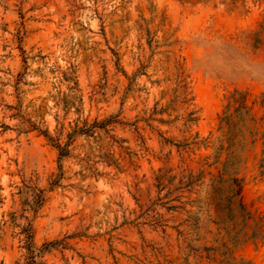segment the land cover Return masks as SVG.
<instances>
[{
    "label": "rangeland",
    "instance_id": "1",
    "mask_svg": "<svg viewBox=\"0 0 264 264\" xmlns=\"http://www.w3.org/2000/svg\"><path fill=\"white\" fill-rule=\"evenodd\" d=\"M263 135L264 0H0V263L264 264Z\"/></svg>",
    "mask_w": 264,
    "mask_h": 264
},
{
    "label": "trees",
    "instance_id": "2",
    "mask_svg": "<svg viewBox=\"0 0 264 264\" xmlns=\"http://www.w3.org/2000/svg\"><path fill=\"white\" fill-rule=\"evenodd\" d=\"M235 115L240 119V120H242L244 117H246V116H248L249 114H248V110H244V112H241V108L240 109H236L235 110ZM226 119H228V118H226ZM44 136L50 141V142H53L54 143V147L57 149V151H58V159H59V161L61 160V159H63V158H65V157H67L68 156V154H69V150H68V144H65V145H63V146H61L60 144H58V143H56V140L55 139H53L52 137H50L49 135H48V133L47 132H44ZM263 137H264V135H263ZM262 137V138H263ZM256 142V140H253V144ZM235 162H239L238 160L237 161H235ZM233 160H231V161H229V162H226L224 165V172L225 173H227L230 177H231V181H232V183L233 184H235L236 186H238L239 187V189L241 188V186H240V184L238 185V182H239V180L237 179V178H232V176L235 174V173H231V172H229L228 170L229 169H231V166H233ZM263 168H264V166H263ZM25 243H26V250L29 252V255H30V262L28 263V264H36V258L40 255V254H42L44 251H46L47 250V247H48V245H44L41 249H35L34 247H33V244H32V235H31V233L29 232H27L26 233V238H25ZM0 264H3L2 262L0 263Z\"/></svg>",
    "mask_w": 264,
    "mask_h": 264
}]
</instances>
